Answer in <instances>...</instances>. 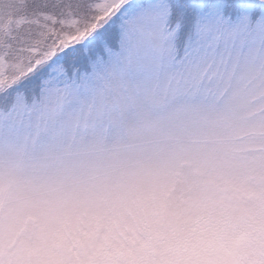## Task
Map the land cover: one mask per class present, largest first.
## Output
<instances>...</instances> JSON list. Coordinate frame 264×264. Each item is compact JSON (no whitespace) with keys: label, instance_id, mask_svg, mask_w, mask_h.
<instances>
[{"label":"clouds","instance_id":"9594fccd","mask_svg":"<svg viewBox=\"0 0 264 264\" xmlns=\"http://www.w3.org/2000/svg\"><path fill=\"white\" fill-rule=\"evenodd\" d=\"M242 71L195 97L121 100L115 119L64 127L36 148L0 142V255L6 264H168L193 210L230 214L264 196V85Z\"/></svg>","mask_w":264,"mask_h":264},{"label":"snow or ice","instance_id":"6c2138e0","mask_svg":"<svg viewBox=\"0 0 264 264\" xmlns=\"http://www.w3.org/2000/svg\"><path fill=\"white\" fill-rule=\"evenodd\" d=\"M238 70L264 85V0H0V142L36 148L74 101L80 128Z\"/></svg>","mask_w":264,"mask_h":264},{"label":"rangeland","instance_id":"374dc122","mask_svg":"<svg viewBox=\"0 0 264 264\" xmlns=\"http://www.w3.org/2000/svg\"><path fill=\"white\" fill-rule=\"evenodd\" d=\"M238 198L241 207L236 214L216 204L194 209L182 225L186 229L178 245L194 259L168 264H264V196L249 189ZM0 264H6L2 255Z\"/></svg>","mask_w":264,"mask_h":264}]
</instances>
